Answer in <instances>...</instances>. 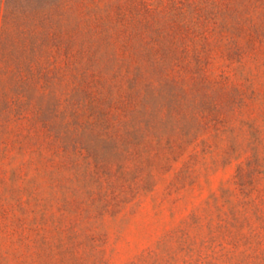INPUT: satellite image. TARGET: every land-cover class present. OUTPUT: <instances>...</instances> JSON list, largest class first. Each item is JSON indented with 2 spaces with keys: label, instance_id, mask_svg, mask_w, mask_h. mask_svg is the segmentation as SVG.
Wrapping results in <instances>:
<instances>
[{
  "label": "rangeland",
  "instance_id": "rangeland-1",
  "mask_svg": "<svg viewBox=\"0 0 264 264\" xmlns=\"http://www.w3.org/2000/svg\"><path fill=\"white\" fill-rule=\"evenodd\" d=\"M0 264H264V0H0Z\"/></svg>",
  "mask_w": 264,
  "mask_h": 264
}]
</instances>
